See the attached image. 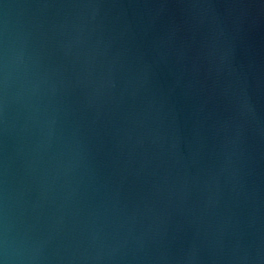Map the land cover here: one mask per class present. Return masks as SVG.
Listing matches in <instances>:
<instances>
[{
    "label": "water",
    "instance_id": "1",
    "mask_svg": "<svg viewBox=\"0 0 264 264\" xmlns=\"http://www.w3.org/2000/svg\"><path fill=\"white\" fill-rule=\"evenodd\" d=\"M0 264H264V0H0Z\"/></svg>",
    "mask_w": 264,
    "mask_h": 264
}]
</instances>
